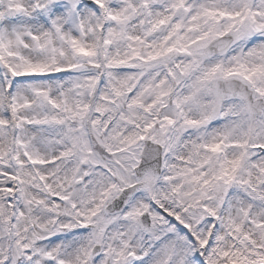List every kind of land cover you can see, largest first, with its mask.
<instances>
[{
	"label": "snow or ice",
	"instance_id": "6c2138e0",
	"mask_svg": "<svg viewBox=\"0 0 264 264\" xmlns=\"http://www.w3.org/2000/svg\"><path fill=\"white\" fill-rule=\"evenodd\" d=\"M0 264H264V0H0Z\"/></svg>",
	"mask_w": 264,
	"mask_h": 264
}]
</instances>
